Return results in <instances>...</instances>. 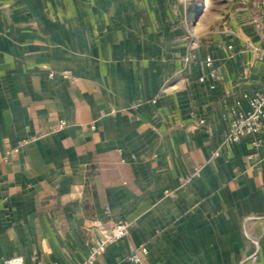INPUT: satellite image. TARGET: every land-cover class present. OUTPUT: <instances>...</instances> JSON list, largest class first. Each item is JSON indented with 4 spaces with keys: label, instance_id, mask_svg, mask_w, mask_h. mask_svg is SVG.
I'll use <instances>...</instances> for the list:
<instances>
[{
    "label": "crops",
    "instance_id": "crops-1",
    "mask_svg": "<svg viewBox=\"0 0 264 264\" xmlns=\"http://www.w3.org/2000/svg\"><path fill=\"white\" fill-rule=\"evenodd\" d=\"M204 1L0 0V264H87L120 220L93 264H264V134L224 142L264 0Z\"/></svg>",
    "mask_w": 264,
    "mask_h": 264
},
{
    "label": "built area",
    "instance_id": "built-area-1",
    "mask_svg": "<svg viewBox=\"0 0 264 264\" xmlns=\"http://www.w3.org/2000/svg\"><path fill=\"white\" fill-rule=\"evenodd\" d=\"M206 64L212 66L213 59L208 57ZM214 74L215 72L211 71V75L214 76ZM203 80L204 78H201V81ZM242 96L248 100V109L243 110L240 108V100L236 102L237 107L232 110L230 128L224 139L225 144L228 146H232L250 133L264 134V82L253 90L244 92ZM64 125H66V122L61 121L59 126L62 127ZM255 145L259 146L260 143L255 142ZM215 154L219 155V152L217 151ZM130 227V221L120 220L114 226L104 230L99 236L95 237L90 243L89 255L86 260L87 264H93L98 256L107 250L110 244L128 235ZM147 253L148 248L143 245L132 252L128 259L139 263L142 261V255ZM4 264H25V262L22 256H15L6 260Z\"/></svg>",
    "mask_w": 264,
    "mask_h": 264
},
{
    "label": "rangeland",
    "instance_id": "rangeland-1",
    "mask_svg": "<svg viewBox=\"0 0 264 264\" xmlns=\"http://www.w3.org/2000/svg\"><path fill=\"white\" fill-rule=\"evenodd\" d=\"M204 4L205 7H203V10H207V11L211 10L216 13H220L222 10H225V7L222 6L221 0H205Z\"/></svg>",
    "mask_w": 264,
    "mask_h": 264
}]
</instances>
